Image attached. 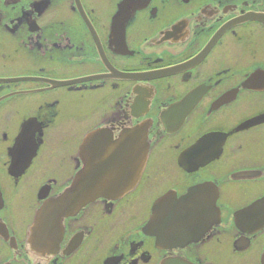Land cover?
I'll return each instance as SVG.
<instances>
[{"label":"flooded vegetation","instance_id":"1","mask_svg":"<svg viewBox=\"0 0 264 264\" xmlns=\"http://www.w3.org/2000/svg\"><path fill=\"white\" fill-rule=\"evenodd\" d=\"M0 264H264V0H0Z\"/></svg>","mask_w":264,"mask_h":264},{"label":"water","instance_id":"2","mask_svg":"<svg viewBox=\"0 0 264 264\" xmlns=\"http://www.w3.org/2000/svg\"><path fill=\"white\" fill-rule=\"evenodd\" d=\"M80 158L83 167L74 175L70 187L59 198L60 202L54 211L71 209L74 205L85 204L100 196H121L137 182L142 167L132 160L124 161L122 168L115 166L120 159L112 160L110 164L107 162L106 128H97L85 136Z\"/></svg>","mask_w":264,"mask_h":264}]
</instances>
